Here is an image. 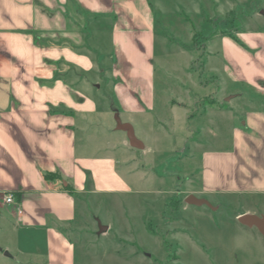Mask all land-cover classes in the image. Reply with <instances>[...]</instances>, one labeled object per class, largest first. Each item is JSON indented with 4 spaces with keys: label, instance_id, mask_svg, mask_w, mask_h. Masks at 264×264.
I'll use <instances>...</instances> for the list:
<instances>
[{
    "label": "crops",
    "instance_id": "0c3cea01",
    "mask_svg": "<svg viewBox=\"0 0 264 264\" xmlns=\"http://www.w3.org/2000/svg\"><path fill=\"white\" fill-rule=\"evenodd\" d=\"M167 7L161 0H0V231L15 238L18 253L41 247L45 264H74V245L59 226L74 222L76 200L130 192L114 155L119 144L130 146L114 115L134 130L133 118L154 111L156 15L163 12L168 32ZM237 38L241 46L220 38L227 78L263 95L264 35ZM187 98L171 100L170 110L187 107ZM220 113L235 117L230 108ZM243 120V130L231 128L230 148L201 154L196 198L264 197V111ZM244 214L254 215L235 220Z\"/></svg>",
    "mask_w": 264,
    "mask_h": 264
},
{
    "label": "rangeland",
    "instance_id": "374dc122",
    "mask_svg": "<svg viewBox=\"0 0 264 264\" xmlns=\"http://www.w3.org/2000/svg\"><path fill=\"white\" fill-rule=\"evenodd\" d=\"M161 1L170 25L165 32L163 12L156 15L155 107L132 120L145 151L119 144L114 153L130 192L78 198L74 222L59 229L74 245V264H264L263 237L235 220L247 211L264 216V197L203 196L214 210L184 203L201 186V154L230 148L243 114L264 111V94L227 78L220 39L241 46L237 34L263 36L264 0ZM187 96V107L170 110L171 100ZM226 108L235 117L220 113ZM98 222L108 227L100 236ZM38 249L20 254L15 238L0 231V264H45Z\"/></svg>",
    "mask_w": 264,
    "mask_h": 264
},
{
    "label": "water",
    "instance_id": "95a60500",
    "mask_svg": "<svg viewBox=\"0 0 264 264\" xmlns=\"http://www.w3.org/2000/svg\"><path fill=\"white\" fill-rule=\"evenodd\" d=\"M233 97L234 96L227 97L225 99V102H228ZM114 121L116 124V130L125 133L128 144L132 149L142 150L144 148V145L142 144V142H140L135 137L134 130L130 124L122 123L117 114L114 115ZM63 185L66 186L65 183ZM184 203L188 206H194V207L206 206V207L214 210V208L205 199H199L193 195H188L184 199ZM237 222L240 225L245 226L247 228H255L264 239V216H256L253 214H244V215H241L237 218ZM107 231H108V227L103 226V225H101L100 222H98L97 235L100 236L101 234H104ZM5 256H8V254L5 253Z\"/></svg>",
    "mask_w": 264,
    "mask_h": 264
},
{
    "label": "built area",
    "instance_id": "2783aa9c",
    "mask_svg": "<svg viewBox=\"0 0 264 264\" xmlns=\"http://www.w3.org/2000/svg\"><path fill=\"white\" fill-rule=\"evenodd\" d=\"M4 201H5L6 204H12L13 203L12 195H5L4 196Z\"/></svg>",
    "mask_w": 264,
    "mask_h": 264
},
{
    "label": "trees",
    "instance_id": "16d2710c",
    "mask_svg": "<svg viewBox=\"0 0 264 264\" xmlns=\"http://www.w3.org/2000/svg\"><path fill=\"white\" fill-rule=\"evenodd\" d=\"M44 178L46 179V180H51V179H53V178H58V176H56V174H45L44 175ZM68 188V187H67Z\"/></svg>",
    "mask_w": 264,
    "mask_h": 264
}]
</instances>
